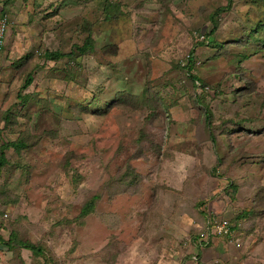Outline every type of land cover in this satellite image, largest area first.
I'll return each mask as SVG.
<instances>
[{
  "label": "rangeland",
  "instance_id": "1",
  "mask_svg": "<svg viewBox=\"0 0 264 264\" xmlns=\"http://www.w3.org/2000/svg\"><path fill=\"white\" fill-rule=\"evenodd\" d=\"M228 6L0 0V264H264V0Z\"/></svg>",
  "mask_w": 264,
  "mask_h": 264
},
{
  "label": "trees",
  "instance_id": "2",
  "mask_svg": "<svg viewBox=\"0 0 264 264\" xmlns=\"http://www.w3.org/2000/svg\"><path fill=\"white\" fill-rule=\"evenodd\" d=\"M232 1L233 0H229V6L228 7H230L232 5ZM212 20H213V23H214V28H213L212 33L207 36L208 42H209V39L212 36V34H214L215 31L218 29V23L216 22L215 17H213ZM261 29H262V27L259 25L254 31H251L248 34V37L245 40L247 42L245 44H241V46H246V44L249 43L251 38L254 37L256 34H258ZM204 43H206V42H204ZM2 48H0V49H2ZM92 48H93L92 45L89 44V43H88V45H85L84 47L78 48L79 56L85 55L89 50H92ZM191 54H193V53H191ZM250 56H251V54L249 52H247V51L243 52L242 54L239 55V57H240L239 63H243L244 61L249 59ZM45 57L47 59H54V57H60V55L59 54L46 53ZM193 65H194V58L192 56H190L189 57V66L186 69L188 74L191 73V69H192ZM190 77H191V79L194 80V82L196 81L197 84L204 85L198 77L193 76V75H190ZM32 82H33V79L31 78V76H29V78L27 79V82L25 84V87L28 88L32 84ZM122 95H124V94L122 93ZM203 115H204V113H203ZM206 120L207 121L209 120V115L206 116ZM12 146L14 148H16L17 150L21 149L19 144H12ZM6 163H7L6 153H5L4 149H3V150L0 151V173H1L2 169H3V167H5ZM96 200H97V198H93L91 201H89L86 204V206L83 209V215L84 216H87V215H89L92 212V210H93V208L95 206V201ZM26 246L32 252H37V248H35L33 245L28 244Z\"/></svg>",
  "mask_w": 264,
  "mask_h": 264
},
{
  "label": "built area",
  "instance_id": "3",
  "mask_svg": "<svg viewBox=\"0 0 264 264\" xmlns=\"http://www.w3.org/2000/svg\"><path fill=\"white\" fill-rule=\"evenodd\" d=\"M7 33V23L5 19L0 18V48L4 46L5 36ZM220 233H228L229 223L227 221L221 222L219 226H216Z\"/></svg>",
  "mask_w": 264,
  "mask_h": 264
}]
</instances>
